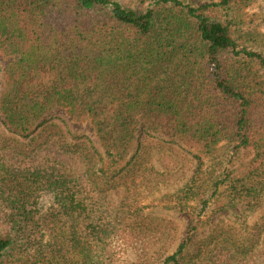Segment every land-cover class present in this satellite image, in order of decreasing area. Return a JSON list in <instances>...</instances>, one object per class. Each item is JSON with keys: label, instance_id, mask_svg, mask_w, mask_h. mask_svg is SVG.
<instances>
[{"label": "trees", "instance_id": "obj_1", "mask_svg": "<svg viewBox=\"0 0 264 264\" xmlns=\"http://www.w3.org/2000/svg\"><path fill=\"white\" fill-rule=\"evenodd\" d=\"M145 1L0 0V264H112L95 246L122 243L140 209L108 216L98 193L149 186L143 135L178 143L197 161L171 195L189 217L187 232L150 264L264 257V209L247 219L264 201V55L249 47L264 44V33L247 22L252 0ZM59 112L89 123L94 138L39 143ZM224 144L236 153L207 180V162ZM29 159L36 164L8 165ZM42 188L57 210L40 217L31 199ZM239 205L244 228L219 222L196 240L209 215Z\"/></svg>", "mask_w": 264, "mask_h": 264}, {"label": "rangeland", "instance_id": "obj_2", "mask_svg": "<svg viewBox=\"0 0 264 264\" xmlns=\"http://www.w3.org/2000/svg\"><path fill=\"white\" fill-rule=\"evenodd\" d=\"M114 1L130 8H145L149 5V2L145 0ZM207 1L188 0L189 3L197 4H203ZM246 19L253 29L256 27L257 32L264 33V0H252L246 11ZM249 47L264 55L262 42L254 46L250 44ZM5 65L6 62L0 57V86ZM58 116L55 120L58 125L49 127L41 133V137L37 138L39 143L45 141L46 135H50L47 144L51 143L50 140L61 144L64 141L89 142L94 138L89 123H74L64 112H59ZM88 146H95V144L90 142ZM235 153L236 148L233 145L224 144L220 146L216 156L207 162L208 169L204 170L205 178L211 179L210 173L212 172L210 171L213 169H215L214 172H217L229 167L228 161ZM139 158L144 162V168L149 167L152 171V181L148 184L149 186L140 187L139 185L130 191L126 186H120L98 193L99 203L108 216H114L119 212L124 214V211H130L132 216L135 212L134 209H140L139 216H135L139 226L136 229L133 227L123 232L121 234L122 243L113 241L106 247L100 244L95 246L96 256L99 257L100 261L107 259L108 262L111 260L112 264H150L154 258L159 259L166 254L175 252L189 227L188 215L174 210L178 203L171 195L181 189L194 176L197 167L194 156L178 143H167L159 137L143 135L139 148ZM34 164L36 161L33 159H29L23 165L16 160L8 162L13 170L16 167ZM31 202L39 205L37 214L40 217L57 210L53 195L44 188L36 190ZM263 209L264 201L247 218L249 222H252ZM244 211V208L239 205L233 214L221 212L209 215L210 224L202 234L197 236L196 240L208 235L219 222L226 223L228 226H233L236 223L238 227L244 228L242 225L246 215L243 213ZM43 235L45 236V243L51 240V235L47 231H44ZM255 259H258V264H262L264 261L262 251L255 255Z\"/></svg>", "mask_w": 264, "mask_h": 264}]
</instances>
